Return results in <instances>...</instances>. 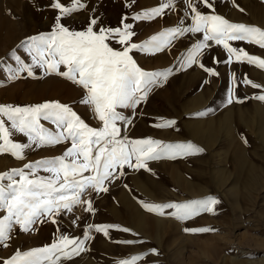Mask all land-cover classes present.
<instances>
[{
    "label": "snow or ice",
    "instance_id": "obj_1",
    "mask_svg": "<svg viewBox=\"0 0 264 264\" xmlns=\"http://www.w3.org/2000/svg\"><path fill=\"white\" fill-rule=\"evenodd\" d=\"M215 0H184L186 5L184 18L177 27L166 28L142 43L133 42L136 35L135 22L152 21L165 14L166 9L174 7V0H161L159 6L138 12L134 15H122L119 26L101 23L95 15L89 18L82 30L70 29L62 21L73 13L86 8V0H71L70 5L62 0H50L49 7L57 12L51 30L28 37L22 47L30 62H25L15 50L11 52L17 67H7L9 80L28 77L36 78V70L45 75L62 77L82 90L79 104L85 107L90 118L98 124L92 127L67 103L45 101L26 106L0 104V155L9 154L17 160L26 159V150L55 147L70 143L62 155L25 163L23 167L13 168L0 173V245L7 246L16 227L23 233L31 232L32 226L51 221L58 225L61 213H70L76 206H85L92 213L90 200L83 196L88 190L97 193L107 192L106 182L124 175L125 167L139 171H151L150 161L162 158L176 159L204 152L194 143H166L152 138L129 139L122 135L121 124L130 125L132 120L118 109L134 110L147 100L153 87L166 82L173 74V68L162 71L143 69L133 56V52L154 55L169 49L173 41L186 34L202 38L196 39L180 57L179 70H186L198 64L205 72L218 76L212 68L199 62L203 50L210 42L222 46L227 59L222 61L231 65L247 63L264 70V58L249 54L244 48L233 46L232 42H245L264 49V29L244 23L230 22L214 11ZM134 0H128L126 7L131 8ZM197 4L208 8L209 14H203ZM243 11V9H240ZM190 22L185 25V21ZM63 69V70H62ZM233 77V84H235ZM244 85L254 89L261 85L247 76ZM264 101V95L254 97ZM236 102L243 103L239 98ZM233 103L229 90L227 104ZM198 113L197 115H205ZM48 122L54 130L42 123ZM175 120H162L154 124L156 128H171ZM22 134L27 142H16L14 134ZM246 142V141H245ZM41 171L48 175H41ZM87 173V175H85ZM127 187V186H126ZM220 201L214 197L191 200L185 203L155 204L141 202L142 207L152 213L164 215L165 209H174L171 216L187 221L202 213H213L214 206ZM109 236V229L129 232L119 225H88L83 238H70L61 233L50 244L28 251L17 250L3 264H61L85 251L86 242L92 237V230ZM189 233H206L213 229L185 228ZM144 243V241H139ZM125 245L137 243L134 240L116 241ZM149 254H158L155 249ZM144 257L140 255L122 259L119 264H137Z\"/></svg>",
    "mask_w": 264,
    "mask_h": 264
},
{
    "label": "rangeland",
    "instance_id": "obj_2",
    "mask_svg": "<svg viewBox=\"0 0 264 264\" xmlns=\"http://www.w3.org/2000/svg\"><path fill=\"white\" fill-rule=\"evenodd\" d=\"M197 7L200 11H211L199 4ZM246 7L252 21L264 24V5L249 2L246 3ZM52 16V19L47 20L42 17L36 19V35L51 30L57 14H52ZM7 19L0 11V27L3 24L7 27L6 30L4 29L5 31L0 29V55L19 39L22 44L28 37L34 36L23 35L30 31L27 20L23 18L20 21ZM62 22L70 29L75 24V21H70L68 24L65 20ZM15 31L17 32L14 34V38L7 43V33L12 32L13 37ZM179 38L180 40L184 39L183 36L177 39ZM194 41L195 39L189 40V45L191 46ZM213 44L210 42V45L213 46ZM13 50L8 51L5 58L16 63L11 56ZM15 51L21 55L22 59H28L30 62V57L20 45ZM261 77L264 78V75ZM182 80L178 85H175L177 94H180L179 89L182 91V88L189 83L190 77L185 76ZM163 85L164 83L153 87L147 100L134 112L128 109H118L132 120L130 125H120L123 136L136 139L142 115L155 117L167 110L161 105L160 114L155 106L151 111H148L150 97ZM168 95L165 98L169 103L177 100L175 98L177 96ZM81 97L82 90L78 86L62 77L45 75L40 69L36 70V78L28 77L26 73H23L20 79L13 81L8 79L7 67L0 68V104L26 106L45 101H60L72 106L90 126L97 127L98 124L94 118H90L89 111L79 104ZM203 101L204 99H185L183 110L188 111L191 108L199 107ZM204 121L188 123L187 129L194 126L190 130L195 136L194 138H197L195 135L197 129L204 130L208 126ZM42 123L45 124V127L54 130V126L50 123L44 121ZM196 123L202 124H198L197 127ZM262 123L260 128L254 125L253 121L247 122L260 141L259 154L250 156L258 164L245 158L241 147L231 137L230 129H221L217 132L213 128L201 135L200 141L203 142L202 138H207L209 142L204 141L203 143L212 147L211 145L214 146L222 136H226L222 137L221 141L229 140L230 144H234V154L237 153L235 155L237 161L235 158L234 166L229 165V169L221 168L224 165L219 159L216 160V164L215 162H209L208 165L205 162L195 163L196 165L192 164V168L197 169L198 173L187 170L188 180H186L176 165L161 164L162 169H165L169 174L171 183L178 186L182 192L177 190L170 192L161 181L150 177L144 179L146 170L135 171L125 167L122 170L124 175L114 178L110 183H105L107 192L97 193L94 190H88L83 196L84 200L92 202L94 210L92 213L87 212L85 206H76L67 214L61 213L58 217L59 231L57 225L51 223L50 220L33 225V230L29 233H23L16 227L7 246L0 245V264L14 255L17 250L28 251L50 245L61 233L69 235L70 238H83V233L88 225L107 224L119 225L121 228L130 229V231L109 229V236L106 237L93 229L88 233L92 239L86 242V250L70 260L62 259L61 264H85V262L86 264H119L120 260L135 255L144 257L137 264H264V121ZM188 135L190 134L188 133ZM228 136L231 138H227ZM13 139L16 142H27L26 138L18 133L14 134ZM197 139L199 140V138ZM213 141L217 142L213 144ZM252 142L255 145L249 146V150L256 151L258 143L252 140L249 143L252 145ZM67 147H70V143L55 147L36 148L34 146L31 150H26V159L23 161L17 160L9 154L0 155V173L23 167L25 163L62 155ZM166 159L162 158L157 162ZM234 167L236 169L232 170ZM207 169L209 171H206ZM174 171L175 173L177 171L179 175L175 176ZM40 174L48 175L43 171ZM132 176L136 180L132 181ZM136 187L151 198L163 201L157 204L185 203L210 196L218 199L220 203L214 206V214L202 213L193 219L182 221L170 215L174 209H165L164 215L146 211L141 202L152 203V201ZM196 191L205 192V194L208 192V194L193 195V193H197ZM3 215L4 213L0 212V217ZM204 227L213 229V231L196 234L185 231V228ZM124 240H134L137 243L132 245L116 243V241ZM139 241H144V243ZM152 249H155L158 254L145 255L151 253Z\"/></svg>",
    "mask_w": 264,
    "mask_h": 264
},
{
    "label": "crops",
    "instance_id": "obj_3",
    "mask_svg": "<svg viewBox=\"0 0 264 264\" xmlns=\"http://www.w3.org/2000/svg\"><path fill=\"white\" fill-rule=\"evenodd\" d=\"M127 2L128 0H86V8L82 11L73 13L72 16L65 19V21L67 24L70 21H75L71 29L82 30L87 26L89 18L95 15L101 18V23L103 25L115 27L119 26L122 15L127 14L131 16L152 7H157L161 0H134L131 8L125 6ZM249 2L264 5V0H215L214 11L216 14L224 16L230 22L244 23L264 29V24L251 20L250 13L246 7V3ZM62 3L70 5L71 0H62ZM49 4L50 0H0V11L1 14L10 20L20 21L21 18L27 20L30 31L23 33V35L30 34L31 36L36 35V19L38 17L47 20L53 18L52 14H57L56 11L49 7ZM240 9H243V11ZM185 10L186 5L184 0H174V7L170 10L166 9L165 14L161 17L155 18L152 21H127L135 25L133 30L136 35L133 37V42L142 43L144 40L149 39L151 36L160 33L166 28L177 27L180 20L184 18ZM201 12L203 14L210 13L202 10ZM189 22L190 19L186 20L184 26H187ZM183 37L184 39L181 40L180 38L175 39L169 49L154 55L133 52V56L137 60V63L145 70L162 71L167 68H173V74L169 76L168 80L164 82L161 88L157 89L155 93L152 94L150 97L151 101L148 103V111H151L155 106L158 114H160L161 105L167 110L160 115H155V117H153V115L151 117L142 115L141 126H139L137 130L136 139L152 138L166 143L191 142L204 149V152L201 154L161 160L162 162H157L158 160L150 161L148 163V168L154 171H146L144 179L145 177H150L154 180L161 181L170 192L173 190L182 192V190L171 183L172 181L170 180L169 174L165 169H162L161 164L163 163L176 165L186 180H188L186 176L187 170H190L192 173H198L197 169L192 168V164L194 165L195 163L205 162L208 165L209 162H215L216 164V160L219 159L224 165L221 168L229 169V165L234 166V159L237 157L235 156L237 153L234 154V144H230L229 140L221 141V138L226 136H222L218 142L213 141V144L215 142L217 143L214 146L211 145L212 147L203 143L204 141L209 142L207 138H202L203 142L200 141L201 135L209 132L213 128L217 132L221 129H230L231 137L241 147L245 158L257 163V161L250 156L259 154L260 141L255 131L247 125V122L250 123V121H253L254 125L261 128L263 125L262 122L264 121V101H259L254 98L257 95H264V78L261 77L264 75V70L247 63L241 64L235 62L234 58V62L231 65L222 63V61L227 59V53L223 50L222 46L213 44V46L211 45L209 48L203 50V54L199 57V62L207 68L214 69L219 73L218 76H213L205 72L198 64L192 65L186 70L181 71L178 68V64L181 55L190 47L189 40H196L197 37L202 38L200 34L196 37H191L186 34ZM232 43L234 47L244 48L251 55L264 58V49H260L258 46L249 45L245 42ZM19 45H21L20 39L5 52L1 51L4 53L0 55V68L17 66L16 63H13V61L5 57L8 51L17 49ZM25 62H29L28 59L25 60ZM185 76H189L190 81L182 88V91L179 89L180 94H177L175 85L182 82ZM245 76L254 83L261 85V88L254 89L250 85H244L243 79ZM233 77H235V84H233ZM185 83L186 80L184 81V84ZM229 90L232 91L233 95V103L230 105L227 104ZM168 94L177 96L175 97L177 100L169 103L165 98ZM168 97H171V95H168ZM237 98L244 102H236ZM185 99H204V101L199 107L197 106L187 111L183 110V101ZM198 113L206 114L198 116ZM162 120H175L177 123L171 128H156L153 126ZM202 120H205L204 123L208 124V126L205 127L204 130H196L195 135L199 138L198 140L194 138L195 136H193L190 131L194 126H190L187 129V125L188 123ZM198 124L201 125L202 123ZM198 124L196 123L197 127ZM188 133L191 136L188 135ZM231 137L228 136L227 138ZM251 140L258 143L256 151L249 150V146L253 147L255 145L254 142H252V145L249 143ZM234 169L236 168L234 167L232 170ZM206 171H209V169ZM133 180H136V178H133L132 181ZM136 188L140 190L138 187ZM140 192L146 195L141 190ZM207 194L208 192L206 194L205 192L193 193V195ZM148 197L152 203L157 204L163 202L155 200V198H151L150 196Z\"/></svg>",
    "mask_w": 264,
    "mask_h": 264
},
{
    "label": "bare ground",
    "instance_id": "obj_4",
    "mask_svg": "<svg viewBox=\"0 0 264 264\" xmlns=\"http://www.w3.org/2000/svg\"><path fill=\"white\" fill-rule=\"evenodd\" d=\"M7 20H8V19H7ZM8 23H9V22H8ZM17 23H18V22H17ZM6 25H8V24H6ZM15 25H16V24H15ZM17 28H18V25H17ZM0 29H3V30L5 29V30H6L7 27L3 24V25L0 27ZM5 30H4V31H5ZM16 32H17V31L13 32V37H12V32H8V33H7V37H6V38H7V41H8L7 43H9V42L11 41L12 38H14V34H16ZM3 33H4V32H3ZM0 36H1V35H0ZM2 36H3V35H2ZM2 38L5 39L4 37H2ZM2 41H3V40H2ZM5 43H6V42H5ZM4 45H5V44H4ZM7 48H8V47H7ZM174 173H175V171H174ZM178 175H179V174H178L177 171H176L175 176H178ZM151 227H154V226H151ZM152 229H153V228H152ZM84 258H86V257H84ZM87 259L89 260V258H87ZM90 260H91V259H90ZM91 261H92V260H91ZM84 262H85V261H84ZM85 264H86V262H85ZM93 264H95V263H93Z\"/></svg>",
    "mask_w": 264,
    "mask_h": 264
}]
</instances>
